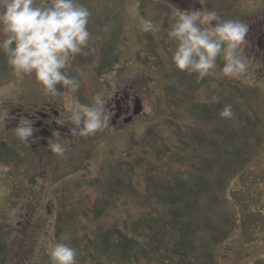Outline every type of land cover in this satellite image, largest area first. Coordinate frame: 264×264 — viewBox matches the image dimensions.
Masks as SVG:
<instances>
[{
  "label": "trees",
  "instance_id": "1",
  "mask_svg": "<svg viewBox=\"0 0 264 264\" xmlns=\"http://www.w3.org/2000/svg\"><path fill=\"white\" fill-rule=\"evenodd\" d=\"M82 1L91 12L89 24L104 28L107 19L98 17L107 15L112 0ZM176 1L181 7L187 3ZM209 1L207 9L212 10L216 1ZM226 2L221 0L220 8ZM108 29L113 36L110 25ZM155 37L142 58L145 77L160 80L155 81L162 92L158 116L100 176L63 179L54 188L55 237L76 249L77 264H219V246L237 229L252 235L259 227L248 224L256 212L237 198L242 190L229 191V184L237 175L257 178L248 169L264 144V98L257 87L236 80L221 82L215 100L201 98L200 89L213 78L198 82L195 74L178 71L172 59L167 66L175 43L167 34ZM110 43L109 36L101 44L97 67L108 78L118 61ZM90 49L73 64L80 60L82 68L96 59L99 53ZM10 71L0 53V83ZM226 105L232 106V120L219 115ZM1 154L0 149L3 158ZM15 155L4 158L13 160ZM7 250L3 242L0 257ZM253 264H264V257H256Z\"/></svg>",
  "mask_w": 264,
  "mask_h": 264
},
{
  "label": "rangeland",
  "instance_id": "2",
  "mask_svg": "<svg viewBox=\"0 0 264 264\" xmlns=\"http://www.w3.org/2000/svg\"><path fill=\"white\" fill-rule=\"evenodd\" d=\"M215 1L212 10L223 19H238L249 25L246 36L248 43L245 46V55L250 61L249 83L238 82L257 87L264 98V0H227L226 8H220L221 0ZM41 2L42 0H37L38 4ZM81 2L83 1L80 0ZM173 2L174 0H112L108 3L109 6L107 5L109 11L105 10L107 15L98 17L102 20L107 19L106 26L99 30L97 25L96 27L94 24L88 25L91 32L89 48L97 51L98 56L95 55L96 59L93 58L82 68L77 64L80 60H77L69 69L70 75L76 76L80 81V87L71 95L82 104L91 103L96 94L102 93L109 109L111 97L118 92L120 95L127 92L133 105L139 97L143 109L145 106L150 107V113L143 110L139 117L126 123L121 130L113 126L110 114L109 126L104 131L94 136L66 140L64 144L67 151L64 156H57V159L43 157L39 152H31L30 147L16 137L14 128L18 126L17 114L20 111L12 108L14 113L11 114L10 106L22 104L25 109L32 108L33 104L41 105V100L48 98L55 101L56 108L62 114L68 116L64 102L45 96L34 77L18 78L12 69L9 77L0 83V117L6 116L0 119V140L7 143L5 148H2L0 143L1 155L4 158L7 155H15L17 151L16 159L6 161L5 159L9 158H0V166H7L9 169L7 173H0V232L3 234L0 237V245L4 242L8 248L5 257H0V264H50L45 238L53 228L55 237L57 213L55 186L63 179L71 181L73 180L71 178L91 179L100 176L102 169L111 161L120 159L134 138L139 139L146 125L151 123L153 117L158 116L157 98L162 92L157 89L155 81L160 80L153 81L145 77L146 70L142 58L145 55L144 49L149 48L150 38L154 39L155 36L161 38L167 34L173 6L182 11L202 10L203 7L208 8L210 1L204 0L202 5L199 0H187L184 7L179 6L177 1ZM86 4L88 5L89 1ZM119 5L121 7L118 9ZM141 17L158 23L161 31L155 35L141 32L139 30ZM109 25L112 27L113 36L108 35ZM109 36L111 55L116 56L118 60L112 69L114 74L111 78L97 73L101 44ZM171 59L170 57L165 61L169 67ZM220 67L222 63L218 61V68L211 76L214 81L199 91L201 98L207 97L210 100L215 97L221 82L235 81L223 77L219 71ZM76 68L80 71L77 72ZM153 75L157 76L155 73ZM113 82L116 84L115 89L112 87ZM58 90L64 89L58 85ZM7 119L16 123L9 130L6 127ZM251 172L257 178L246 174V177L241 179V176L237 175L231 180L229 191L242 190L243 193L239 192L237 198L242 199L246 206L251 204V211L256 212L250 215L247 223L259 227L252 235L237 229L222 246H219V264H253L256 257H264V144L248 169V173ZM72 184L70 186L74 187ZM55 241L58 242L56 237Z\"/></svg>",
  "mask_w": 264,
  "mask_h": 264
},
{
  "label": "clouds",
  "instance_id": "3",
  "mask_svg": "<svg viewBox=\"0 0 264 264\" xmlns=\"http://www.w3.org/2000/svg\"><path fill=\"white\" fill-rule=\"evenodd\" d=\"M199 3L204 5V0ZM90 17V10L80 0H42L39 4L37 0H0V53L18 78L34 77L45 96L64 102L73 125L70 128L73 137L94 136L108 128L111 118L102 93L96 94L89 104H82L71 95L80 87V81L70 75L69 69L78 55L88 54L84 50L89 48L91 40ZM139 30L155 35L161 31V26L141 17ZM248 32L247 23L223 19L214 10L203 7L182 11L173 6L167 38L175 43L171 57L175 68L195 74L199 82L214 75L220 61L219 71L223 77L247 84ZM58 85L64 90L59 91ZM112 87H116L114 82ZM143 110L151 111L148 106ZM219 115L222 119H234L232 106H224ZM4 118L6 116L0 117ZM56 123L64 125L63 120ZM35 131L33 121L27 117H21L14 128L16 137L25 144L35 141ZM48 148L54 155H65L67 149L59 132L54 131L48 139ZM8 170L7 166H0V173ZM45 240L51 264H77L76 249L56 242L54 228Z\"/></svg>",
  "mask_w": 264,
  "mask_h": 264
},
{
  "label": "flooded vegetation",
  "instance_id": "4",
  "mask_svg": "<svg viewBox=\"0 0 264 264\" xmlns=\"http://www.w3.org/2000/svg\"><path fill=\"white\" fill-rule=\"evenodd\" d=\"M42 104L37 105L33 104L32 108H24L22 104H12L10 106L11 114L14 113L13 110L20 111L18 115V122L21 117H27L33 121V127L36 131L33 134L32 142L29 140L27 146L30 147V151L39 152L41 156L57 159V155H54L48 148V139L52 137L54 131L59 132L60 139L63 143L70 140H76L79 136L73 137L70 135V128L73 126L68 119V116L62 114V112L56 108L55 101L52 99L46 98L41 100ZM109 109L112 116V124L117 129L121 130L124 128L126 123H130L139 117V115H133V101L130 102L128 93L124 92L123 95H120L119 92L116 93L113 97L109 99ZM12 108H14L12 110ZM127 118H131L130 121L126 122ZM57 120H63L64 125H59L56 123ZM16 123L10 119H7L6 127L7 130ZM114 127V128H115ZM3 142L0 140V143ZM12 146V144H10ZM14 147V146H13ZM16 148V147H15ZM75 149L79 150L77 147ZM18 150V148H16ZM83 155V154H82Z\"/></svg>",
  "mask_w": 264,
  "mask_h": 264
},
{
  "label": "water",
  "instance_id": "5",
  "mask_svg": "<svg viewBox=\"0 0 264 264\" xmlns=\"http://www.w3.org/2000/svg\"><path fill=\"white\" fill-rule=\"evenodd\" d=\"M142 111H143L142 100L139 97H137L133 108V115H139L142 113ZM130 119L131 118H127L125 121L128 122L130 121Z\"/></svg>",
  "mask_w": 264,
  "mask_h": 264
}]
</instances>
